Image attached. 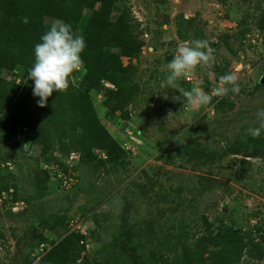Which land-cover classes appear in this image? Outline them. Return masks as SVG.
Masks as SVG:
<instances>
[{
    "label": "rangeland",
    "instance_id": "obj_1",
    "mask_svg": "<svg viewBox=\"0 0 264 264\" xmlns=\"http://www.w3.org/2000/svg\"><path fill=\"white\" fill-rule=\"evenodd\" d=\"M90 12L83 11L77 30ZM263 12L264 0H116L112 20L125 13L142 44L132 57L121 56L124 66L131 63L129 118L110 113L102 92L89 94L124 152L105 159L96 150L97 159L86 164L56 154L48 175L37 163L38 147L28 141L18 146L25 128L4 138L0 176L11 189L0 197V264H41L44 243L50 248L49 242L75 230L87 237L77 264H132L126 244L142 264H183L182 243L195 244L222 228L241 235L239 264H264V131L258 138L248 134L264 109ZM54 20L44 19L49 28ZM196 39L210 42L213 59L177 83L211 94L222 75L234 73L240 92L224 95L231 108L218 107L224 96L190 105L164 82L177 46ZM82 74L81 66L70 79L78 84ZM228 141L243 152L221 151ZM195 143L214 152L212 158L189 161L187 146ZM257 158L260 163H253ZM208 249L204 264H215L216 248Z\"/></svg>",
    "mask_w": 264,
    "mask_h": 264
},
{
    "label": "trees",
    "instance_id": "obj_2",
    "mask_svg": "<svg viewBox=\"0 0 264 264\" xmlns=\"http://www.w3.org/2000/svg\"><path fill=\"white\" fill-rule=\"evenodd\" d=\"M116 0H0V142L15 137L18 127L25 128L24 135L17 139L19 148L26 141L39 148L36 157L39 164L52 166L56 154L68 156L79 153V162L90 163L97 159V151H103L105 159L121 156L124 150L99 121L95 112L90 90L102 92V104L110 113L120 112L124 120L129 118L127 105L133 97L126 71L131 63L123 65L121 56L132 57L142 47L129 29L125 13L112 20ZM85 9L90 15L77 30ZM28 17V23H21V17ZM264 16V12L262 13ZM62 19L72 27L74 35H82L86 47L81 53L83 74L75 84L70 79L64 92H53L45 107H39V97L33 95L34 82L27 80V72L35 60L34 47L41 42V36L49 29L44 19ZM178 36L182 34L178 31ZM116 48L118 52L111 49ZM11 76L19 77L17 82ZM112 84L108 87L104 83ZM226 106V96L217 103ZM60 133L61 136H57ZM221 151L240 154L242 148L236 141L226 142ZM246 153H250L245 151ZM214 152L195 143L187 146V159L193 163H205ZM7 161L5 160V163ZM48 175V169H43ZM11 186L0 176V197ZM44 221V220H43ZM55 222V226H56ZM47 230L54 224L43 223ZM86 235L78 230L71 231L50 248L44 243L41 264H77L86 244ZM216 248L215 264H239L243 255L241 235L234 228H222L215 234H208L195 244L182 243L183 264H204L209 247ZM132 264H142L135 250L125 245ZM82 264H88L83 260Z\"/></svg>",
    "mask_w": 264,
    "mask_h": 264
},
{
    "label": "clouds",
    "instance_id": "obj_3",
    "mask_svg": "<svg viewBox=\"0 0 264 264\" xmlns=\"http://www.w3.org/2000/svg\"><path fill=\"white\" fill-rule=\"evenodd\" d=\"M20 20L24 24L29 22L26 16ZM40 39L41 42L34 47L35 60L33 66L28 69L27 80L34 82L33 95L39 97L38 106L45 107L54 91L64 92L69 88L71 76L83 64L81 53L86 47V42L82 35H74L71 25L62 19L54 20ZM213 51L207 39L183 42L177 46L173 58L167 64L168 74L164 82L170 88L178 90L190 105H207L212 96L227 95L229 90L235 94L240 92L238 77L234 73L222 75L220 86L214 88L211 94L198 87L190 91L185 90L177 83L198 65H208L213 59ZM256 120L258 126L248 129V134L253 138H258L264 131V109L257 111ZM252 162L260 163V159Z\"/></svg>",
    "mask_w": 264,
    "mask_h": 264
},
{
    "label": "built area",
    "instance_id": "obj_4",
    "mask_svg": "<svg viewBox=\"0 0 264 264\" xmlns=\"http://www.w3.org/2000/svg\"><path fill=\"white\" fill-rule=\"evenodd\" d=\"M106 86H108V87H113V85L112 84H109V83H107V82H105L104 83ZM68 158L69 159H77V160H79V153L78 152H70V154L68 155ZM40 161V163H39V165H40V167H42V169H48L52 174L54 173V166H50V167H48L46 164H43L42 163V161H41V158L39 159ZM9 162H6V164H8ZM4 194V193H3Z\"/></svg>",
    "mask_w": 264,
    "mask_h": 264
},
{
    "label": "water",
    "instance_id": "obj_5",
    "mask_svg": "<svg viewBox=\"0 0 264 264\" xmlns=\"http://www.w3.org/2000/svg\"><path fill=\"white\" fill-rule=\"evenodd\" d=\"M259 82H260V84H261V85H264V74L261 76V78H260V81H259Z\"/></svg>",
    "mask_w": 264,
    "mask_h": 264
}]
</instances>
